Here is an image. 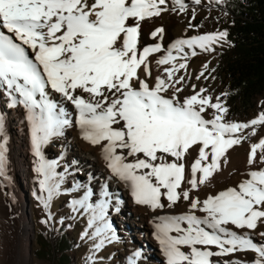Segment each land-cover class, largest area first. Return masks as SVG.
Returning a JSON list of instances; mask_svg holds the SVG:
<instances>
[{
	"label": "snow or ice",
	"instance_id": "6c2138e0",
	"mask_svg": "<svg viewBox=\"0 0 264 264\" xmlns=\"http://www.w3.org/2000/svg\"><path fill=\"white\" fill-rule=\"evenodd\" d=\"M175 3L180 11L185 10L183 0ZM164 4L165 0H0V90L13 105L21 104L27 110L31 143L39 158V185L41 192L47 193L36 198L47 210L59 192L56 165L44 160L41 146L70 124L64 109L50 98L52 90L78 110L84 139L101 145L108 168L130 187L137 204L158 209L164 207L162 197L169 206L183 198L192 210L205 214L201 217L190 211L158 218L156 238L166 264H213L214 256L244 251L256 253L251 264H264V244L230 227L255 230L258 222L264 223V168L251 170L249 179L203 201L190 196L192 189L219 170L228 150L247 138L240 133L251 128L250 134L255 135L256 126L264 125V112L247 123H226L228 109L219 98L213 103L211 97L202 95L205 89L183 101L175 94L166 96L173 87L170 81L177 70L175 64L165 69L167 78L157 77L154 85L140 78L142 66L145 75H151L148 57L162 48L156 43L139 49L140 22L159 16L166 10L160 7ZM162 33L158 28L152 36ZM227 35L222 31L178 40L157 63L173 62L172 49L183 52L184 45L213 50ZM182 80L180 77L175 83ZM209 108L216 114L205 119L203 114ZM197 145L198 158L190 168L192 179L185 181L183 160ZM258 150L264 162V138L250 146V165L256 163ZM5 152L0 143V176L5 174ZM185 182L190 185L187 190L181 189ZM90 196L91 191H86L72 205L74 210L90 212L89 227L95 228L90 238H99L94 245L98 250L117 237L107 219L108 193L95 205L89 202ZM173 232L177 235H171ZM87 235L85 232L82 237ZM260 235L264 237V232ZM130 264H134L131 258Z\"/></svg>",
	"mask_w": 264,
	"mask_h": 264
},
{
	"label": "bare ground",
	"instance_id": "6f19581e",
	"mask_svg": "<svg viewBox=\"0 0 264 264\" xmlns=\"http://www.w3.org/2000/svg\"><path fill=\"white\" fill-rule=\"evenodd\" d=\"M183 3L197 4L195 0H183ZM200 3H202V0H200ZM211 12L206 11V19ZM147 23V20H145L144 27L141 28L139 49L142 50L143 47L152 46L156 43L162 45L160 52L153 53L148 57V68L151 75H145L143 66L139 70L140 78L151 86L155 84L157 77L167 78L165 69H169L168 64H158L157 61L168 54L169 49L164 50L171 45L174 39L169 31L170 23H162L152 28ZM140 26H142L141 22ZM158 28H162L163 33L158 37H153L152 32ZM210 33H215L213 28L200 27L197 34L185 33L181 39H191L195 36ZM49 91L50 98L57 102L58 108L62 107L64 109V118L68 119L70 124L62 129V134L51 136L48 142L41 146V150L50 149L49 152L54 157L52 162L59 161L61 167L66 165L69 170H72L81 183L89 186L93 197L102 198V194L107 192L108 211L115 218L114 221L120 233L126 239L133 240V243L137 246V251L141 256H144L143 258L146 259L148 264H166L162 246L156 238V224L159 223L158 216L162 213L179 214L181 210L185 209L194 211L197 216L202 217L205 214L199 210H192L189 201L183 198L169 206L170 202L162 197L161 202L164 207L158 209L137 204L131 194L130 187L114 176L108 168V162L104 158L101 145H93L84 139L83 132L78 124L79 112L75 106L65 100L59 93ZM81 94L87 97V94ZM173 94L178 100H184L174 91V85L165 95L172 96ZM17 99H19L18 95ZM214 114H216V111L207 109L203 115L205 119H212ZM0 122L3 124V129L0 131V143H3L6 148L5 174L0 176V226L2 223L10 225L15 236V240L9 242L5 234L1 232L0 236L3 243L0 246L4 258L8 259L11 264H18L20 261L27 262L30 258V241L34 231L33 220L23 215L22 206L24 205L22 204H27L38 180V174L35 170L37 158L31 143V124L26 118L24 107L18 103L13 105L11 98L3 90H0ZM117 151L120 152L121 150L118 149ZM248 158L247 155H239L228 163H220L219 170L206 183L200 185L197 189L191 190L190 196L192 199L198 198L203 201L209 195H215L229 187H235L241 181L250 178L247 174L251 170L264 167V162L258 159H256V163L250 165ZM127 159L130 161L133 158L128 157ZM187 163L188 160L185 158V181L192 179L191 167ZM199 175L200 173H197V178H199ZM6 180H11L18 189L16 199L15 196L12 197V200L9 199ZM189 188L190 185L186 182L181 185V189L187 190ZM182 227H186V224H182ZM230 227L238 234L248 233L244 229H237L235 226ZM248 234L250 236V233ZM172 235H177V233L173 232ZM210 247L212 251H218L215 246ZM182 250L188 251L183 246ZM239 253L214 256L212 257L213 264H226V262L230 264L233 261L232 258L239 256Z\"/></svg>",
	"mask_w": 264,
	"mask_h": 264
},
{
	"label": "rangeland",
	"instance_id": "374dc122",
	"mask_svg": "<svg viewBox=\"0 0 264 264\" xmlns=\"http://www.w3.org/2000/svg\"><path fill=\"white\" fill-rule=\"evenodd\" d=\"M214 1L215 0H202V3L200 4H184L185 10L180 11L175 0H165V4L160 5V7L166 10L162 11L159 16H153L154 18L150 17L141 21V28L144 27L145 20H147V24H149L148 26L151 25V28L161 25L162 23H170L169 31L174 40L164 51H167L168 49L170 50L171 46L178 40H181L185 33L197 34L200 27L206 26L207 28H213L215 33L226 31V27L231 21V15L224 8L215 4ZM173 9H175V11H173ZM206 11H212L207 19L205 15ZM226 44H228L227 38L226 41L214 44L212 46L213 50L209 51H205L199 46L190 48L187 45L183 46V52L172 49V54L176 59L169 63L168 67L172 68L173 64H175L177 70L174 72L170 83L174 85V91L176 88L180 89L179 92H175L181 96L182 99L196 94L201 89H205L206 91L203 92L202 95L211 97L213 103L217 102V98H219L221 103L223 102L222 81L215 75L214 64L218 52ZM193 51H195L196 55H192ZM181 63L186 64V67L179 68ZM205 65H207L206 68L204 67ZM201 73H203V75H201ZM180 77H183V80L179 83H175ZM253 101L254 105L245 114L232 116L224 114V122L247 123L252 119L257 118L260 113L264 112V103L259 106L261 102V96L259 94L254 96ZM209 109L216 111L215 109ZM24 110L27 118V110L25 108ZM248 130L249 129H245L243 133H240V135H244L247 138L242 140L239 145H234L229 149L226 157L221 158L220 163H228L239 155L249 156L250 146L257 143L261 138H264V125H258L256 127L255 135H248ZM198 149L199 146L197 145L189 150V154L185 157L188 160V166L191 167V164L194 163L196 157H198ZM49 151L50 149L45 148L41 150V153L45 161L52 162L54 157ZM208 151L210 152V149H208ZM259 156L260 152L258 150L257 159L260 161ZM36 158L35 170L39 162V158L37 156ZM210 159L211 157L209 156L208 162H210ZM54 163L56 165L55 171L57 173L55 179L56 182L60 184V189L59 192L52 197L50 207L46 210L36 198L40 195L47 196L46 192H41L39 180L42 177L37 172L38 180L37 183H35L31 197L29 201H27V204H22L24 205L22 206L23 215L28 219L32 218L34 231L30 241V258L27 262L20 261L18 264H50L47 259L38 257L34 254V249L37 246L35 235L38 231H44L46 228H49L51 232H54L60 227H64L66 235L73 241L72 248L68 249L70 264H84V257H89V261L92 264H130V258L134 261V264H148L146 259L143 258L144 256H141L137 251V246L133 243V240L130 238L126 239V237L120 233L115 224V218L109 213L108 209L107 219L117 239L111 242H106L104 246L98 250L94 247V245L99 242V238H90L95 230L94 227H89L90 212H86L83 208H77L74 210L72 201L80 199L84 196V193L89 190L91 191L89 202L93 205L102 198L93 197L92 190L89 186L81 183L77 176H75L72 170H69L66 165L61 167L59 161H55ZM6 185L8 187L9 199L12 200V197L14 196L16 199L18 197V189L14 186L11 180H6ZM189 212L190 210L185 209L181 210L179 214L162 213L158 218L165 216H179ZM45 220L48 222L44 223L43 221ZM244 230L250 233V237L255 243L264 244V237L260 235L261 232H264V223L258 222V227L255 230L246 228ZM1 232L5 234V237L9 242L15 240L14 231L10 225L2 223L0 226V233ZM85 232H87L88 235L82 237V234ZM109 235H111V233H109ZM1 243H3V241L0 236V244ZM255 257V252H240L239 256L232 258L233 261H231L230 264H241V262H244V264H251ZM0 264H11L8 259L4 258L1 246Z\"/></svg>",
	"mask_w": 264,
	"mask_h": 264
},
{
	"label": "trees",
	"instance_id": "16d2710c",
	"mask_svg": "<svg viewBox=\"0 0 264 264\" xmlns=\"http://www.w3.org/2000/svg\"><path fill=\"white\" fill-rule=\"evenodd\" d=\"M231 15L226 27V44L217 55L214 72L222 81L223 105L228 116L245 114L254 105V96L264 103V0H215ZM257 127V126H256ZM251 128L247 134L251 135ZM34 254L50 264H70L68 249L73 241L64 227L36 233ZM84 264H92L84 257Z\"/></svg>",
	"mask_w": 264,
	"mask_h": 264
}]
</instances>
